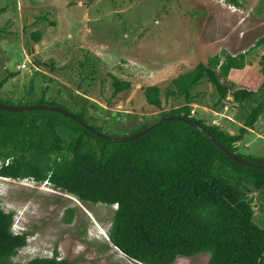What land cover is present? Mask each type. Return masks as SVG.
<instances>
[{
  "label": "rangeland",
  "instance_id": "obj_1",
  "mask_svg": "<svg viewBox=\"0 0 264 264\" xmlns=\"http://www.w3.org/2000/svg\"><path fill=\"white\" fill-rule=\"evenodd\" d=\"M0 7L7 10L0 18V82L8 77L4 67L17 74L0 92L1 103L83 112L90 126L110 136L131 134L185 105L183 98L163 99L159 110L143 88L166 86L214 55L246 53V67L222 80L230 93L263 83L264 0H240L239 7L222 0H0ZM109 74L131 81L133 89L113 97ZM189 106L196 118L234 135L251 110L238 108L231 95L221 105L207 81L192 90ZM61 136L78 137L69 130ZM247 144L238 153L264 162V115ZM233 171L225 167L229 176ZM244 184L254 222L264 229V188ZM0 207L14 214V233L28 234L14 262L57 254L75 264H141L110 242L116 206L83 204L46 182L0 177ZM209 257H179L174 264H207Z\"/></svg>",
  "mask_w": 264,
  "mask_h": 264
},
{
  "label": "trees",
  "instance_id": "obj_2",
  "mask_svg": "<svg viewBox=\"0 0 264 264\" xmlns=\"http://www.w3.org/2000/svg\"><path fill=\"white\" fill-rule=\"evenodd\" d=\"M224 1L240 6V0ZM260 65L263 83L259 90L240 87L230 93L222 80L232 70L246 67V53L223 52L168 85L148 86L143 92L146 101L159 110L163 99L177 103L183 98L185 105L161 117L192 118L230 151L264 163L238 153L239 143L264 115V54ZM7 75L0 82V92L17 74L7 70ZM109 77L113 97L134 87L131 81ZM204 81L216 89L221 105L231 95L238 108L251 107L238 135L192 115V90ZM77 116L85 120L83 112ZM66 130L77 139H63L61 133ZM0 164L2 178L46 182L83 204L116 206L110 242L132 261L174 264L179 257L206 253L210 256L207 264H264V229L254 222L244 184L251 182L263 189L264 170L234 162L183 122H167L133 141L112 143L58 113L0 110ZM227 165L232 166L234 177L225 173ZM13 225L14 214L0 207V264H75L57 254L14 262L27 246L28 234L14 233Z\"/></svg>",
  "mask_w": 264,
  "mask_h": 264
},
{
  "label": "water",
  "instance_id": "obj_3",
  "mask_svg": "<svg viewBox=\"0 0 264 264\" xmlns=\"http://www.w3.org/2000/svg\"><path fill=\"white\" fill-rule=\"evenodd\" d=\"M0 110L6 111V112H29V111H35V110H45V111L58 113L76 122L77 124L82 126L85 130L92 133L94 136L102 140L112 142V143H125L129 141H133L147 134L148 132L158 127L159 125L167 123V122H172V121L183 122L187 124L188 126H191L197 129L199 132H201L214 146H216L220 151H222L228 158H230L234 162L240 165H243V166L250 167V168L264 170V163H258V162L247 160L239 156L238 154L230 151L225 146H223L214 136H212L207 130H205L201 125H199L195 120H193L192 118L184 117V116H176V115L164 116V117L157 119L156 121H153L152 123L148 124L144 128L134 133L123 135V136H110V135H107L95 129L94 127L90 126L85 120L79 118L77 115H74L68 110L62 107H59L57 105L37 104V105L12 106V105H8V104H4L0 102Z\"/></svg>",
  "mask_w": 264,
  "mask_h": 264
},
{
  "label": "crops",
  "instance_id": "obj_4",
  "mask_svg": "<svg viewBox=\"0 0 264 264\" xmlns=\"http://www.w3.org/2000/svg\"><path fill=\"white\" fill-rule=\"evenodd\" d=\"M21 9H22V6H21ZM6 13H7L6 8H1V7H0V18L2 17V15H5ZM1 56H2V53H1V51H0V58H1ZM3 69H5V70L7 71V68H6V67H4ZM232 71H233V70H232ZM13 79H15V78L12 77L11 80L14 81ZM9 80H10V79H9ZM9 80H8V81H9ZM11 80H10V81H11ZM7 83H8V82H7ZM7 83H6V85H7ZM6 85H5V86H6ZM5 86H4V87H5ZM250 133H254V130H250V131H249V133L245 136L244 140L239 144V146H244L245 148L250 147L249 144H247V138H248V136H249ZM230 134H232V133H230ZM232 135H234V134H232Z\"/></svg>",
  "mask_w": 264,
  "mask_h": 264
},
{
  "label": "built area",
  "instance_id": "obj_5",
  "mask_svg": "<svg viewBox=\"0 0 264 264\" xmlns=\"http://www.w3.org/2000/svg\"><path fill=\"white\" fill-rule=\"evenodd\" d=\"M222 1H224V0H222Z\"/></svg>",
  "mask_w": 264,
  "mask_h": 264
}]
</instances>
